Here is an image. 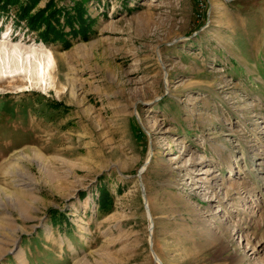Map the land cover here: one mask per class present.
I'll list each match as a JSON object with an SVG mask.
<instances>
[{"label":"rangeland","instance_id":"1","mask_svg":"<svg viewBox=\"0 0 264 264\" xmlns=\"http://www.w3.org/2000/svg\"><path fill=\"white\" fill-rule=\"evenodd\" d=\"M6 7L0 264H264V0Z\"/></svg>","mask_w":264,"mask_h":264},{"label":"trees","instance_id":"2","mask_svg":"<svg viewBox=\"0 0 264 264\" xmlns=\"http://www.w3.org/2000/svg\"><path fill=\"white\" fill-rule=\"evenodd\" d=\"M3 4V8L8 9L6 6L10 4L19 3V0H0ZM81 7V6H80ZM78 7L79 14L82 13V9ZM48 8H41L38 9L34 14H31L30 7L27 5H23L20 8V17L27 21V24L30 28L34 30H41L42 26L44 25V30L41 31V36L43 40H57L58 38L61 39L63 37V33L59 31L56 26H54L49 17L45 15ZM81 10V12H80ZM53 13V11H51ZM66 46H69V43H66Z\"/></svg>","mask_w":264,"mask_h":264},{"label":"bare ground","instance_id":"3","mask_svg":"<svg viewBox=\"0 0 264 264\" xmlns=\"http://www.w3.org/2000/svg\"><path fill=\"white\" fill-rule=\"evenodd\" d=\"M151 2L147 3V5H150ZM154 4V2H153ZM14 51V50H12ZM46 58H40L39 63H38V80L42 84V86H45L46 81L48 80V71L51 69L50 67L52 66L53 62V56L51 52L48 51V53L45 54ZM20 54H18V57L20 59ZM31 54L28 56L30 58ZM42 59V60H41ZM5 69V68H4ZM4 70H1L0 73L2 74ZM80 90V88H78ZM9 164V163H8ZM16 177V181L20 182L19 185H22L23 187H30L34 185L33 179L31 177H28L27 175L16 173L13 174ZM27 189H32V188H27ZM208 232V231H207Z\"/></svg>","mask_w":264,"mask_h":264},{"label":"crops","instance_id":"4","mask_svg":"<svg viewBox=\"0 0 264 264\" xmlns=\"http://www.w3.org/2000/svg\"><path fill=\"white\" fill-rule=\"evenodd\" d=\"M103 206H104V203H100V206H99V207L101 208V207H103Z\"/></svg>","mask_w":264,"mask_h":264}]
</instances>
